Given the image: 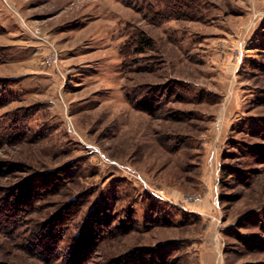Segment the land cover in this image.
Masks as SVG:
<instances>
[{"label":"rangeland","instance_id":"obj_1","mask_svg":"<svg viewBox=\"0 0 264 264\" xmlns=\"http://www.w3.org/2000/svg\"><path fill=\"white\" fill-rule=\"evenodd\" d=\"M0 264H264V0H0Z\"/></svg>","mask_w":264,"mask_h":264},{"label":"built area","instance_id":"obj_2","mask_svg":"<svg viewBox=\"0 0 264 264\" xmlns=\"http://www.w3.org/2000/svg\"><path fill=\"white\" fill-rule=\"evenodd\" d=\"M190 200H198L199 201L200 197L199 196L198 197H191Z\"/></svg>","mask_w":264,"mask_h":264}]
</instances>
